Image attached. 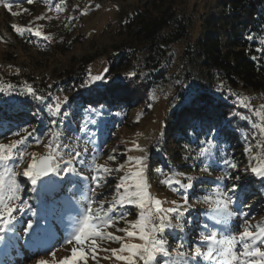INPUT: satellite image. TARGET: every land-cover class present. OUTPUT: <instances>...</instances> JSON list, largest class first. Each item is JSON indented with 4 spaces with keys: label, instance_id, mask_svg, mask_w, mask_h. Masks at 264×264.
Listing matches in <instances>:
<instances>
[{
    "label": "snow or ice",
    "instance_id": "obj_1",
    "mask_svg": "<svg viewBox=\"0 0 264 264\" xmlns=\"http://www.w3.org/2000/svg\"><path fill=\"white\" fill-rule=\"evenodd\" d=\"M20 2L21 0H0V4L11 15L20 14L11 11L14 5L19 8ZM25 2L32 4L33 0H25ZM62 4L63 0H56L52 8L60 13L64 10ZM96 7L98 8L99 5ZM85 14L87 13H81V15ZM12 27L18 35L23 36L28 32L31 36L51 41V37L38 28L17 25ZM247 39L253 40V36L250 34ZM257 50L264 51V49ZM134 76L135 73L128 74V78ZM93 84L97 85V89L101 84L107 85L104 91L114 101L123 99L127 93V86L119 77L109 81L107 69L104 73L95 76L91 75L89 70L88 78L82 86L90 88ZM8 87L11 88L12 85ZM91 90L95 91V89ZM3 92L4 90L0 88V94ZM26 94L37 100H44V97L31 87H28ZM67 103V97L63 101L57 99L45 103V109L52 117H57L61 115L62 104ZM238 103L248 107L247 98H238ZM92 108V103L88 102V110L91 111ZM184 109L190 110L191 113L185 116L186 134H190L188 130L191 129L198 138L203 136L200 155H207L208 159L212 160V149L218 142L227 140L234 131L231 127V116L224 118L217 115L210 107V101L199 95L195 88L190 89L185 95L177 111ZM251 111L259 115L256 109ZM200 112H205L206 115H198L197 113ZM260 120L261 122L254 123L253 127L264 135V116H261ZM189 121L195 122L189 123ZM51 124L56 127L57 121L53 119ZM34 131V129L29 131V126H25L0 134V139L20 137L17 140H10L7 144L0 143V246H2L0 252L18 254L20 248H26L34 250L39 256L41 251L47 249V254L54 257L55 251H52L49 245L58 233L64 232L66 235L63 237V242L69 245L75 243L79 246V250L73 247L71 256L59 261L58 264H88V252L83 250L86 244L89 246L93 260L96 259L97 252L103 250L111 252V257H104L105 259L114 258L122 264H264V224L252 225L250 222L252 217L246 210L252 207L248 201L253 195L250 186L254 183L253 179L248 178V174L251 173V176L264 186V163L260 162L259 155L253 156L243 171L239 164L227 155L219 161H212L213 166H219L224 174L213 184L215 190L205 195L203 202L208 203L210 208L200 214L204 219L196 221L189 215L187 191L181 192V189H190L191 184H183L181 180L176 179L175 175L179 174L170 173L163 179L161 183L173 191L180 192L182 198V203L177 204L173 201L172 207L165 208L164 202L150 193L144 157H127L126 163L118 164L115 169L93 163L92 183L89 188L92 195L83 197L84 177L76 172V165L82 163L81 151L69 153L66 146L60 143V133L53 132L50 128L48 129L50 138L45 145L48 154L38 158L35 153L27 151L31 143L28 138ZM253 139H256L255 135ZM41 142L39 138L34 141L37 145ZM256 148L264 149V141L257 143ZM126 151H144V149L139 144H134ZM245 151L251 153L253 146L249 145ZM84 153H87L86 148ZM65 155H70V159L65 160ZM27 156L31 159L21 173L17 169ZM116 159L114 150L108 156V160L115 163ZM252 160L257 161L255 165ZM122 171L124 175L120 176L111 193L112 199L105 207L103 200L97 201L93 198L95 192L107 183V177L113 172ZM21 176L27 182V197L22 194L25 186L20 180ZM128 206L138 210L135 221L127 220L128 213L123 209ZM17 217L21 218L17 219ZM234 218L240 221L235 226V231L231 227ZM118 223L125 224V227L115 229L124 233L123 236L107 231ZM193 223L197 224L198 229L196 239L186 246L183 237L178 236L177 247L170 253L166 247L165 236L173 231L182 233L186 225L190 226ZM131 240L140 242H126ZM99 241L118 242L120 247L100 249ZM0 264L7 262L0 261ZM35 264H48V261L37 258Z\"/></svg>",
    "mask_w": 264,
    "mask_h": 264
},
{
    "label": "trees",
    "instance_id": "obj_2",
    "mask_svg": "<svg viewBox=\"0 0 264 264\" xmlns=\"http://www.w3.org/2000/svg\"><path fill=\"white\" fill-rule=\"evenodd\" d=\"M215 5L218 15L207 13L200 17L198 32L193 37L192 19L179 10L176 1L147 0L131 13L119 16L116 39L104 53L92 59H79L75 65L69 62L58 74L60 82L51 81L54 70L49 77L44 73L34 76L0 71V88L4 90L0 94V134L29 126V131L35 130L28 138L31 142L34 138L50 136V128L53 132L66 134L69 130L85 137L92 126L96 131L93 145L95 140L99 142L93 148L99 150L100 146L112 141L115 130L109 124L101 125L102 117L108 116L109 121L118 123V127L125 126L131 105L146 114L153 107L154 93L170 83L173 94L162 118L167 130L160 144L176 145L175 156H186L187 159L201 156L199 149L204 137L198 138L191 129L188 130L190 134L185 132V116L191 114L190 110L177 111L185 95L195 88L199 95L210 101V107L217 115L232 119L233 133L215 146L217 161L226 155L233 159V151L240 150L238 153L243 155L245 164L249 163L252 158L245 150L255 142L254 135L260 136L258 129L253 127L254 123H259V117L251 109L257 110L255 103H260L264 96V51L257 50L264 49V0H215ZM250 34L253 40L247 39ZM181 44H185L184 48L178 52L177 47ZM105 69L109 81L119 77L127 86L123 99L114 101L105 93L107 85L104 84L98 89L96 84L90 88L82 86L89 70L95 76L104 73ZM129 73H135V76L128 78ZM28 87L44 100L27 95ZM67 87L71 88L72 96L67 104H62L61 115L52 117L45 109V103L56 101L58 95L65 94ZM240 97L247 98L248 107L238 103ZM88 102L92 103L91 111ZM197 114L206 115L205 112ZM53 119L57 121L56 127L51 124ZM165 152L166 149L158 156L153 153L149 164L158 163L165 170ZM117 156L123 159L124 155ZM252 187L264 194V186L259 180Z\"/></svg>",
    "mask_w": 264,
    "mask_h": 264
},
{
    "label": "rangeland",
    "instance_id": "obj_3",
    "mask_svg": "<svg viewBox=\"0 0 264 264\" xmlns=\"http://www.w3.org/2000/svg\"><path fill=\"white\" fill-rule=\"evenodd\" d=\"M55 0H33L32 4H28L25 0H21L20 7L15 5L11 11L20 13L18 15H11L5 7L0 4V71L7 73L18 74H30L37 75L44 73L46 77L50 76L51 81L59 80L58 74L66 69V65L71 62L73 65L79 59L84 57L92 59V57L104 53L108 49L111 42L115 41V29L119 16L123 13H131L137 7L142 6L147 0H63V11L57 13L52 5ZM176 1L179 10L190 17L193 26L192 36L195 37L198 32V22L200 17L205 14L218 15L219 10L215 5V0H173ZM99 5L97 8L96 6ZM52 8V10H50ZM27 10V11H24ZM87 13L81 15V13ZM37 17H44V19H37ZM74 17V19H72ZM12 25L20 27L30 26L33 29H39L44 34L51 37V41H46L41 37L31 36L28 32H25L23 36L18 35ZM185 44H181L177 47V51L183 50ZM68 47V48H67ZM106 49V50H104ZM63 51V54L59 52ZM9 59V60H8ZM85 59V58H84ZM97 59L95 60L97 64ZM94 62V63H95ZM101 63V62H100ZM99 65V64H97ZM61 80H59L60 82ZM72 90L70 87L66 88L64 95H58V100L63 101L65 97L68 99L72 96ZM173 94V87L170 83H166L161 86L157 92L152 96L154 100L153 107L146 114L141 113L135 105H131L129 108V114L125 119V126L118 127V123L109 121L108 116L101 118V125L109 124L114 128V136L112 141L108 145L100 146L99 150H95L94 145L98 146L99 142L93 140L96 131L91 126L90 132L84 137L80 133H73L68 130L66 134L62 131L60 133V142L68 152L79 150L82 153V163L76 165V172L84 177L83 180V197H89L92 194L89 192L91 187V165L93 163H99L107 168L115 169L118 164H125L127 157H144V164L146 166V180L149 185L150 193L153 197L164 202V207H172V202L177 204L182 203L180 192L173 191L167 185L161 183L170 173L179 174L175 175L176 179L181 180L183 184H191L190 189H181V192L187 191L189 196L188 207L190 209L189 215L196 219V221H202L204 219L201 213L207 212L210 208L208 203L203 202L205 195L211 193L215 189L213 183L217 182L218 178L223 176V171L219 166H213L212 161H217L215 156V147L212 149V160L208 159V156H199V158L187 159L186 156H175L177 150L176 145L173 143L165 142L160 144L164 139V131L167 127L163 124L162 118L165 115L166 104L169 98ZM57 99V98H56ZM257 112L259 113V123L261 122V116H264V96L260 98V103H255ZM136 121L138 122L136 124ZM73 123V122H72ZM86 123V122H84ZM258 123V124H259ZM92 125V123L90 124ZM70 128V127H68ZM65 135V136H64ZM259 137L255 139L251 145L253 151L248 153V157L259 155L260 162L264 163V149H257L256 144L264 141V135L259 132ZM64 136V139L61 138ZM20 137L11 136L0 140V143L7 144L10 140H17ZM50 136H43L39 138L42 142L37 145L34 143V138L27 147L28 153H35L38 158L46 156L48 150L45 147L47 145ZM96 139V138H95ZM91 141V142H89ZM134 144H139L144 151H126L133 147ZM159 145V146H157ZM166 146V148L164 147ZM94 147V148H93ZM168 147V148H167ZM87 149V153H84V149ZM165 152V167L162 169L160 164L150 165L153 153L158 156L161 151ZM115 150L116 162L108 160V156ZM64 151V149H62ZM240 150H234V161L239 164L241 171L247 164L246 160L242 159L243 155L238 153ZM124 155L123 159L117 155ZM95 157V159H93ZM161 164L163 162L162 159ZM30 156L25 158L24 163L17 169L19 172H23L27 167ZM65 160L70 159V155L64 156ZM257 161H253L255 165ZM207 169V170H206ZM127 168H125V171ZM222 174V175H218ZM124 175V172H113L111 176L107 177V183L101 188L97 189L94 195V199L97 201H104L105 207L109 201H111V193L115 188L120 176ZM249 179H253L254 183L256 179L248 174ZM21 182L25 186V191L22 193L27 197L28 192L27 182L24 178L20 177ZM253 183V184H254ZM252 184V185H253ZM250 186L251 193L253 194L248 203L252 205L251 209H246L250 212L252 217L251 224H264V194H261L258 189H254ZM175 187V185H174ZM86 199L84 203L86 204ZM128 213L127 220L135 221L137 218L138 210L132 206H128L123 209ZM21 217H17L20 219ZM26 218V215L24 216ZM175 223V221H173ZM240 223L238 219H233L231 223L232 230H236V225ZM125 224L118 223L113 228L108 229L114 235L123 236L124 233L117 232L116 228H123ZM198 234L197 224L185 226V231L180 233L173 231L165 236L167 241L166 247L169 252L172 253L173 249L177 247V237L181 236L184 239L186 246L190 242L196 239ZM66 235L64 232H60L51 241L49 248L55 251V256L47 254L48 250L41 251L39 256L32 249L20 248L19 253L11 252L4 254L0 252V261H6L7 264H35L37 258H43L48 261V264H58L59 261L66 257L71 256V249L79 246L75 243L69 245L63 242V237ZM126 242L139 243L138 240H131ZM23 243V242H21ZM100 249L109 248L117 249L120 247L118 242L99 241ZM2 247V246H0ZM88 252V264H122L120 261H116L114 258L105 259L104 257H111V252L99 250L96 254V259L93 260L89 246L86 244L83 248ZM184 249H181L183 251ZM204 249H202L203 251ZM126 255V253H125ZM175 255V253H173ZM162 260L163 258H158Z\"/></svg>",
    "mask_w": 264,
    "mask_h": 264
},
{
    "label": "water",
    "instance_id": "obj_4",
    "mask_svg": "<svg viewBox=\"0 0 264 264\" xmlns=\"http://www.w3.org/2000/svg\"><path fill=\"white\" fill-rule=\"evenodd\" d=\"M43 157H45V156H42L41 158H43Z\"/></svg>",
    "mask_w": 264,
    "mask_h": 264
}]
</instances>
